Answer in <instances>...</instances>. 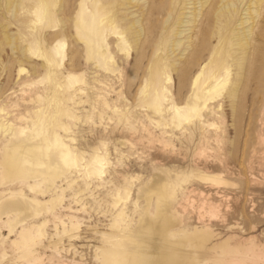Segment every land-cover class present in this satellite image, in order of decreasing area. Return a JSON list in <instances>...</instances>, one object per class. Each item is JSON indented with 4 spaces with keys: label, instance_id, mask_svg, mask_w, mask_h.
Listing matches in <instances>:
<instances>
[{
    "label": "bare ground",
    "instance_id": "obj_1",
    "mask_svg": "<svg viewBox=\"0 0 264 264\" xmlns=\"http://www.w3.org/2000/svg\"><path fill=\"white\" fill-rule=\"evenodd\" d=\"M0 1L13 17L25 2L29 5L25 19L37 25V33L20 43L19 51L36 64L41 60L38 66L42 68L37 77L24 79L10 91L17 100L0 97V242L12 249L10 254L0 250V264H41L47 246L59 253L58 241L72 238L80 227L74 215L68 214L65 222L56 213L66 192L72 189L68 191L71 199L83 209V200L91 194L82 196L99 188L103 176L113 171L105 141H98L89 152L78 146L73 128L81 120L95 123L111 114L132 131L131 120L141 117L161 133L177 130L209 141L206 128H218L224 101L231 116L240 104L248 103L243 108L249 111L246 137L252 136L247 139V150H263L264 0ZM48 28L54 30L53 37L45 44L41 34ZM2 31L10 52L14 51L15 37ZM67 36L76 43L69 58ZM25 66L18 65L19 79L30 73ZM142 68L144 73L139 75ZM32 84H43V88L26 96V87ZM130 84L137 86L133 107L123 92ZM26 98L32 104L21 109L18 99ZM121 99L124 104L117 103ZM219 137L215 134L218 144L222 143ZM119 143L124 146L127 139ZM198 144L196 154L203 157L206 148ZM204 165L185 172L159 166L140 182L133 198L132 186L144 179L139 173L124 176L122 185L102 197L101 193L92 195L93 201L100 197L112 208L106 223L110 231H101L102 244L93 252L95 264H264V240L258 243L254 236H247L232 243L231 237H220L222 233L217 234L210 222L190 226L184 222L177 196L185 193L187 184H233L223 169L209 173ZM129 199L131 208L126 206ZM50 216L58 220L52 234L47 232Z\"/></svg>",
    "mask_w": 264,
    "mask_h": 264
},
{
    "label": "rangeland",
    "instance_id": "obj_2",
    "mask_svg": "<svg viewBox=\"0 0 264 264\" xmlns=\"http://www.w3.org/2000/svg\"><path fill=\"white\" fill-rule=\"evenodd\" d=\"M0 4H1L0 5V26H1L0 27V97H5V98L11 97L10 98L11 100L9 101H15L17 100L18 96L16 97L15 93L9 94L10 91L19 88L18 86L19 82L25 80H31L37 77L42 70V68L38 66L41 60L37 59L38 61L37 60L36 61L38 62V64H36L34 63L35 62L34 58L29 59L27 54L25 55L23 53L21 54V51H19L20 46H22L24 42H26V39H28L31 36V34L37 33L36 29L38 27L35 23L33 22L31 23V21L25 19L28 16L27 12L29 9V5H27L26 2L24 4L23 10L20 13L18 12L19 14H17L14 17L11 16L10 11L6 9L4 2L0 1ZM263 14H264V10H263ZM19 23L22 24L21 28L26 29V32L23 31L24 29L21 30V28L18 26L20 25ZM17 26L18 28H16ZM1 29L7 30L8 34L12 36V38L13 36L15 37L14 39L16 45L18 46L15 47L14 51L11 50L12 52H10L11 47L9 46L8 42L3 38V31ZM53 31L50 28H48L45 29L44 34L43 33L41 34L42 36L44 35L43 38L45 37L46 39L45 44H48L49 43L48 41L52 39ZM13 32L16 33L17 36ZM18 36H20V38ZM66 42H67L66 44L67 46L65 48L66 55H68L67 57L69 58L76 51V43L70 36L66 37ZM20 63H23L24 66L26 64L28 68L26 66L25 67L27 68V70L30 71V73L29 72L23 73L19 79V76L16 73H17L18 65ZM32 65L36 67L35 73L31 72L33 68ZM143 73H144V68L140 70L139 75H142ZM42 88H43V84H34V85L32 84L31 86L26 87V92H27L26 96H29L37 89L39 91ZM136 88L137 86L135 84L126 85L123 88L124 94H127L126 96H128L130 100L133 101L130 104V106H132V104L134 105L136 101L135 100ZM48 91L50 92V90ZM14 95L15 98L12 97ZM112 99H115V96L112 97ZM18 100H19L18 102H20L21 104L20 105L21 109H23L24 107H29L32 104L31 101L28 100V98H26L24 101L20 99ZM120 102H122L123 104L125 103L123 99H121L120 101L118 100L117 103ZM244 105L245 107H247L248 103L240 104V107L238 108L236 115L231 116V114L229 113L230 108L228 107V103L227 101H224V106L221 111L224 117L216 121L218 124V128H214V127L206 128L207 134H209V137L210 136L211 137L209 141H207L206 139H201L204 143L201 140L199 141V139L197 140L198 137L196 136V134L190 137L191 135L189 133L187 132L183 133L177 130L171 132L170 131L168 132L167 130V133H161V130H159L158 128L157 129L154 128L150 123L146 121L145 118H142L143 120L141 121V117L133 118V120H135L134 122L131 120V126L133 129L132 131H128L127 129L128 127L124 126L123 123L122 124L118 123L116 118L111 114L109 115V117H105L104 120L101 119L102 123L99 119H96L95 123L86 122L85 120H81L79 123H77L76 128L73 129L75 130V132H77L78 138L77 137L76 138H77V143H79L78 146L82 147L83 149H85V151L89 152L94 145H97L98 141L100 140L105 141L107 143V149L109 148L108 156L111 161V166H113V171L110 170L111 173L108 172L103 176V179L99 181L100 182V186H98L99 188L92 189L90 192L87 191V193L84 196H82V197H89V194H91L89 198L83 200V203L85 202L84 204L85 208L83 205V209L82 206L80 205L81 204L80 202H74L73 199H71V196L68 191H71L72 189L66 192V195L63 200V205L62 207L57 209L56 213H58L57 215H59L62 219L64 218L65 222L68 221L67 218L68 214H72L76 217V219L80 222L79 230L76 233L77 236L76 234L72 238H68L67 236H64L60 241H58L57 245H58L59 253L52 251L53 248L47 246L46 247L47 249L45 248L44 250L43 253L44 259L41 264H95L97 261H95V259H92L93 258L92 256H94L93 252L95 250V247L97 245L102 244L100 243L101 242L100 235L104 231L106 232L110 231L106 223H108V218L110 214L109 211L111 206L102 200L99 201V198L102 197L107 191H112L116 186L118 187L122 185L124 176H129L139 173L143 175L144 179L135 182L134 185L132 186L131 198H133L135 195L134 192L136 191V188L138 187L140 182L146 181V179L149 178L154 173L155 169L159 166L168 167L173 171L185 172V170L195 171L197 168H202V165H204V163L207 162L203 166L206 172L217 173L218 171H221V169H223L224 171L223 173L225 175L224 177L232 181L233 184L219 185V187H214L211 186L210 184L191 181L192 185L190 183L187 184L186 185L187 188L184 190L185 193L187 194L188 192V194L186 195L183 191H181L180 192L181 195L179 194V196H177L178 203L179 202L181 203V204L177 203L178 210L180 211V213L184 214V219H185L184 222L188 226L194 223L195 224L206 223L208 225L211 223L209 226H211V228L215 230V232L217 231L216 232L217 234L218 231H219V235L220 233H222L220 237H231L232 243H234L232 240H234L236 243L239 240L246 238L247 236L248 237L254 236L255 240L258 243H263L264 241L262 242V240H264L263 237L264 236L263 234L264 233L263 231L264 229V142L262 144L263 150L256 152H249L247 150V146H248L247 142L250 140L252 136L247 135L248 137H246V132L248 128L247 123L249 121L248 120L249 111L248 108L244 111L243 109ZM254 106L255 107L252 108L255 110L257 104H255ZM85 107L87 106L85 105ZM254 120L255 119H253L252 122H254ZM140 121L142 122V124L146 125L145 128L142 127ZM262 132L264 133V129L262 130ZM215 134H218L220 136L219 139L222 140V143L219 142L218 144V142L215 139ZM225 134H227V137ZM121 139H127L126 145L122 146L119 143V140ZM230 141H233L232 142L233 145L236 142L238 147L236 145L234 147ZM166 143H167V145H165L166 147H162L161 144H166ZM195 143L197 145H195ZM198 143H200L202 148H206L207 153L203 157L202 156L198 157L199 155L196 154L197 146L199 145ZM242 146L244 149L245 148L246 149L245 150L243 148L241 149ZM174 147L176 149H174ZM114 148L115 149L117 148L118 150L117 149L115 150ZM231 149L233 150L234 155L232 154ZM235 149L241 151L240 153H242V155L245 157L241 159L242 155L240 154L241 155L240 156L239 151L238 150L235 151ZM225 172L228 174L227 176ZM240 173L242 174L240 175ZM108 174L110 176H108ZM246 175L247 177L244 178ZM78 182L80 184L77 183V185L79 184L83 188L84 186L83 182L82 181H78ZM188 185L189 186L191 185L192 189L189 188ZM77 188L74 187V189ZM91 188H93V186ZM206 188L207 189L209 188L210 190L208 189L209 190L208 191ZM216 190H217V194H216ZM201 191H203V193H201ZM225 192L227 193L225 194ZM100 193H101L100 197L93 201L92 197L99 195ZM231 195H234L236 201L234 200V198H232ZM131 203H132V199L131 200L129 199V202L127 203L128 205L126 206H129V208H131ZM201 206L204 207L203 210L201 211L203 215H199ZM190 211L191 213H189ZM190 215L192 216L194 215L196 218L194 216L193 218H191ZM53 219L54 218H52L51 216L48 218L47 232L50 233L51 231L50 234L54 232L53 230L54 223L55 225H58L57 224L58 220L55 218L56 220L54 219L53 222ZM244 228H246L248 232L244 230ZM2 232L4 233V235L7 234V230L5 229H2ZM52 238L56 240V237H52ZM44 242L45 244H47V238L44 239ZM1 249H7L9 254L12 252V249L7 242L2 243V245L0 242V250ZM3 264H7V263L5 262ZM23 264H27V263H23Z\"/></svg>",
    "mask_w": 264,
    "mask_h": 264
}]
</instances>
